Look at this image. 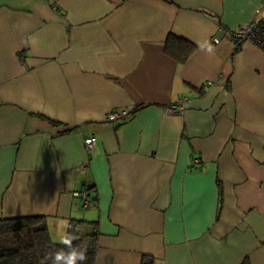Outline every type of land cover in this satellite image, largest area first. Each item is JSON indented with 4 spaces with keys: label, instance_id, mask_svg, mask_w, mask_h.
<instances>
[{
    "label": "crops",
    "instance_id": "0c3cea01",
    "mask_svg": "<svg viewBox=\"0 0 264 264\" xmlns=\"http://www.w3.org/2000/svg\"><path fill=\"white\" fill-rule=\"evenodd\" d=\"M262 6L0 0V218L97 220L95 264H264V51L228 34Z\"/></svg>",
    "mask_w": 264,
    "mask_h": 264
},
{
    "label": "trees",
    "instance_id": "16d2710c",
    "mask_svg": "<svg viewBox=\"0 0 264 264\" xmlns=\"http://www.w3.org/2000/svg\"><path fill=\"white\" fill-rule=\"evenodd\" d=\"M165 52L177 62H185L195 50L194 44L170 33L164 44ZM90 188L88 192H91ZM220 191V190H219ZM86 197V201H87ZM95 198H92L94 201ZM66 232L78 239L74 246L87 248L88 259L82 264H95L98 247V221L71 219ZM64 248L51 239L45 217L26 215L0 218V264H52L50 255ZM67 251V249H64ZM141 264H154L144 256Z\"/></svg>",
    "mask_w": 264,
    "mask_h": 264
},
{
    "label": "built area",
    "instance_id": "2783aa9c",
    "mask_svg": "<svg viewBox=\"0 0 264 264\" xmlns=\"http://www.w3.org/2000/svg\"><path fill=\"white\" fill-rule=\"evenodd\" d=\"M228 33V32H227ZM233 38L235 47H239L242 42H251L254 46L264 51V6L259 9L257 14L248 22L240 25L234 31L228 33ZM213 41L217 43L218 38H214ZM189 97L182 96L176 101L168 103L163 113L167 115H182L188 107ZM130 112L126 108L113 109L105 115V120L113 122L116 120H123L130 115ZM96 135H89L84 138V147L87 152H92L96 146ZM193 163L198 166L199 160L194 159ZM80 195V193L78 194ZM85 199V193L81 194Z\"/></svg>",
    "mask_w": 264,
    "mask_h": 264
},
{
    "label": "clouds",
    "instance_id": "9594fccd",
    "mask_svg": "<svg viewBox=\"0 0 264 264\" xmlns=\"http://www.w3.org/2000/svg\"><path fill=\"white\" fill-rule=\"evenodd\" d=\"M209 51H211V48H209ZM65 227H68V225H65ZM76 239H78V237L72 233L64 232L59 240V243L62 244L64 248L50 255L52 264H82V262L88 259L87 248L73 245V241ZM65 248L67 251L64 250Z\"/></svg>",
    "mask_w": 264,
    "mask_h": 264
}]
</instances>
